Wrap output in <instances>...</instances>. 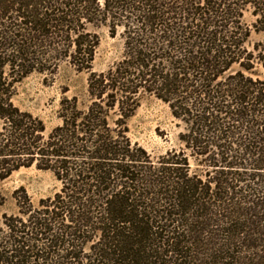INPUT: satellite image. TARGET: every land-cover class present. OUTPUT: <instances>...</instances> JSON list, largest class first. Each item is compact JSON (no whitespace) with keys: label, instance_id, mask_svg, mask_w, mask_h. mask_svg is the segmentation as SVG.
Here are the masks:
<instances>
[{"label":"trees","instance_id":"1","mask_svg":"<svg viewBox=\"0 0 264 264\" xmlns=\"http://www.w3.org/2000/svg\"><path fill=\"white\" fill-rule=\"evenodd\" d=\"M103 27L124 53L99 73ZM62 64L89 74V104L64 97L47 132L16 97ZM262 68L264 0H0V264H264ZM145 97L178 148L132 139ZM33 167L53 196L5 190Z\"/></svg>","mask_w":264,"mask_h":264},{"label":"rangeland","instance_id":"2","mask_svg":"<svg viewBox=\"0 0 264 264\" xmlns=\"http://www.w3.org/2000/svg\"><path fill=\"white\" fill-rule=\"evenodd\" d=\"M100 46L94 61V70L106 72L124 53V43L121 32L112 37L107 28H99ZM256 39H259L256 37ZM264 77V69H261ZM88 75L79 73L69 64H62L58 74L45 81L44 76L33 74L25 79L19 87L16 103L25 111L43 119L50 132L59 124L60 102L64 97L78 96L80 106L89 104ZM168 105L153 98L145 97L140 108L130 118V135L134 142L146 147L156 156L168 149L178 148L179 133L184 127L174 119ZM38 201L40 198L53 196L59 189V182L48 172H42L35 167L14 173L12 178L4 183L6 191L22 186Z\"/></svg>","mask_w":264,"mask_h":264}]
</instances>
